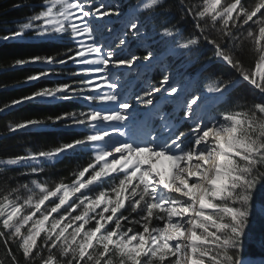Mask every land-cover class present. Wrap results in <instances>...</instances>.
Listing matches in <instances>:
<instances>
[{
    "label": "snow or ice",
    "instance_id": "1",
    "mask_svg": "<svg viewBox=\"0 0 264 264\" xmlns=\"http://www.w3.org/2000/svg\"><path fill=\"white\" fill-rule=\"evenodd\" d=\"M12 7L30 11L0 41L63 49L15 59L13 68L46 66L21 83L71 79L34 87L0 113L80 104L7 132L79 134L0 158V173H14L0 185V264H248L243 240L254 213L264 215V0ZM77 154L86 159L68 176L39 179Z\"/></svg>",
    "mask_w": 264,
    "mask_h": 264
},
{
    "label": "trees",
    "instance_id": "2",
    "mask_svg": "<svg viewBox=\"0 0 264 264\" xmlns=\"http://www.w3.org/2000/svg\"><path fill=\"white\" fill-rule=\"evenodd\" d=\"M38 2L39 0H0V35L14 28L16 26L15 22L22 21L30 11L28 7L14 9L12 7L13 4H38ZM131 2L132 4H136L137 0H131ZM243 2L247 3L248 0H243ZM169 3H174V0H169ZM169 19L175 23L177 17L175 14H172L169 16ZM62 50V46L59 44H47L31 39L13 42L0 41V106L6 101L30 93L34 87L63 83L70 80L71 78L66 80L63 76L67 75L62 74L59 77L53 76L51 79L45 78L31 84H23L21 82L27 75L35 73L46 66L26 65L18 68L11 66L17 58L54 55L56 52ZM57 70L60 71L59 68ZM186 70L191 71L190 69ZM153 76L154 79L158 77L155 74ZM248 95L251 98V94ZM79 104L80 102L78 101L54 102L46 105L25 104L13 110L12 113H0V158H10L15 155L25 154L28 151L53 147L60 142L71 141L79 134L77 129L64 128L60 125L44 128L38 134L23 132L9 134L7 132V125L16 122L18 119L43 118L65 111H78ZM85 159L86 157L80 154L65 157L60 163L46 167L45 172L41 176L45 179H50V181H58L60 177L68 176ZM10 174L14 173H0V185H2L4 177ZM256 204L258 206L264 205V189L257 193ZM242 255L244 258H264V215H261L258 211L254 213L248 226L247 235L243 240ZM0 260H5L2 247H0Z\"/></svg>",
    "mask_w": 264,
    "mask_h": 264
},
{
    "label": "rangeland",
    "instance_id": "3",
    "mask_svg": "<svg viewBox=\"0 0 264 264\" xmlns=\"http://www.w3.org/2000/svg\"><path fill=\"white\" fill-rule=\"evenodd\" d=\"M111 2L118 3L120 5L121 9H127L128 7H131V6L135 5V4H132L131 0H111ZM124 7H126V8H124ZM172 63H173L174 68H175V67H179L180 66L181 61L180 60H173ZM56 71H58V70L56 69ZM155 75H158V74H155ZM63 77L66 80L70 78L68 76H63ZM158 77H159V75H158ZM158 77L156 79H158ZM156 79H154V82H155ZM166 163L167 162H165L164 165H166ZM39 179L44 180L45 178L40 176ZM47 180H50V179H47ZM244 259L248 262V264H264V258L263 259H259V258H249V257H247V258H244Z\"/></svg>",
    "mask_w": 264,
    "mask_h": 264
},
{
    "label": "bare ground",
    "instance_id": "4",
    "mask_svg": "<svg viewBox=\"0 0 264 264\" xmlns=\"http://www.w3.org/2000/svg\"><path fill=\"white\" fill-rule=\"evenodd\" d=\"M163 164H165V162H162Z\"/></svg>",
    "mask_w": 264,
    "mask_h": 264
}]
</instances>
